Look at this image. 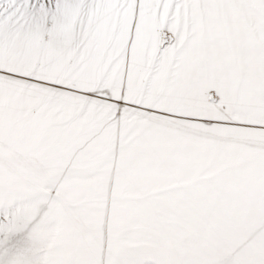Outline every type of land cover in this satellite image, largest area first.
<instances>
[{
	"label": "snow or ice",
	"instance_id": "snow-or-ice-1",
	"mask_svg": "<svg viewBox=\"0 0 264 264\" xmlns=\"http://www.w3.org/2000/svg\"><path fill=\"white\" fill-rule=\"evenodd\" d=\"M0 264H264V0H0Z\"/></svg>",
	"mask_w": 264,
	"mask_h": 264
}]
</instances>
